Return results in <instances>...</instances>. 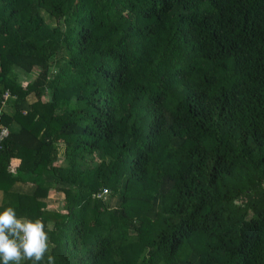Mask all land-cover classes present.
I'll use <instances>...</instances> for the list:
<instances>
[{
    "label": "trees",
    "instance_id": "16d2710c",
    "mask_svg": "<svg viewBox=\"0 0 264 264\" xmlns=\"http://www.w3.org/2000/svg\"><path fill=\"white\" fill-rule=\"evenodd\" d=\"M0 111L57 264H264V0H0Z\"/></svg>",
    "mask_w": 264,
    "mask_h": 264
},
{
    "label": "clouds",
    "instance_id": "9594fccd",
    "mask_svg": "<svg viewBox=\"0 0 264 264\" xmlns=\"http://www.w3.org/2000/svg\"><path fill=\"white\" fill-rule=\"evenodd\" d=\"M49 233L41 218L32 220L5 208L0 212V264H57Z\"/></svg>",
    "mask_w": 264,
    "mask_h": 264
},
{
    "label": "rangeland",
    "instance_id": "374dc122",
    "mask_svg": "<svg viewBox=\"0 0 264 264\" xmlns=\"http://www.w3.org/2000/svg\"><path fill=\"white\" fill-rule=\"evenodd\" d=\"M46 21L49 25H51V26L54 25V21L50 17H47ZM12 73H13V76L16 78L17 82L22 84V85H25L27 82H29L35 76V72H33L31 74H26L17 68H14ZM48 98H49V95L47 92L44 99H48ZM11 99H13V98H11ZM11 99L9 98L7 100L5 107H4L5 111L9 114L14 112L15 107H16V103L14 102V100H11ZM26 100H27V103H32L35 99L32 95H30L27 97ZM57 164L58 165L61 164L60 158L57 160ZM11 200H12V198H11V195L9 193H6V194H4V192L0 193V204L5 202V201L9 202ZM44 201H45L46 208L53 209V208H56V207L62 205L63 196L61 194L56 193L53 190L52 186H50L48 194H47L46 198L44 199Z\"/></svg>",
    "mask_w": 264,
    "mask_h": 264
},
{
    "label": "built area",
    "instance_id": "2783aa9c",
    "mask_svg": "<svg viewBox=\"0 0 264 264\" xmlns=\"http://www.w3.org/2000/svg\"><path fill=\"white\" fill-rule=\"evenodd\" d=\"M9 98V94L6 92L3 97H2V107L4 108L5 107V104H6V101L7 99ZM9 134V129L6 125H4L2 123V119H1V111H0V149H1V144L3 142V140L8 136ZM106 191L104 190L103 191V194H105ZM100 196V195H98Z\"/></svg>",
    "mask_w": 264,
    "mask_h": 264
},
{
    "label": "crops",
    "instance_id": "0c3cea01",
    "mask_svg": "<svg viewBox=\"0 0 264 264\" xmlns=\"http://www.w3.org/2000/svg\"><path fill=\"white\" fill-rule=\"evenodd\" d=\"M18 163H19L18 160H15V161H14V165H15V166H16ZM0 193H1V192H0Z\"/></svg>",
    "mask_w": 264,
    "mask_h": 264
}]
</instances>
